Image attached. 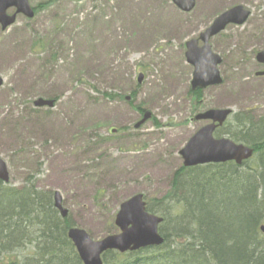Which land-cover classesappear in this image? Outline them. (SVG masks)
Returning a JSON list of instances; mask_svg holds the SVG:
<instances>
[{
    "label": "rangeland",
    "instance_id": "rangeland-1",
    "mask_svg": "<svg viewBox=\"0 0 264 264\" xmlns=\"http://www.w3.org/2000/svg\"><path fill=\"white\" fill-rule=\"evenodd\" d=\"M30 2L41 5L34 18L20 14L8 29L0 28V156L9 169L5 185L43 192L39 205L30 202L35 213L28 203L34 217L54 214L56 191L69 222L94 239L108 235L120 203L136 193L151 200L158 214L179 212L193 197L190 184L214 185L211 173L191 172L182 180L184 171L177 174L183 165L180 150L204 124L195 115L231 108L264 121V76L256 75L264 69L256 60L264 50V0H196L190 12L172 0ZM237 4L250 9V16L212 38L213 50L223 57L224 81L204 88L196 102L185 43ZM39 97L57 101L37 107ZM134 106L154 118L135 128L142 111ZM234 116L216 135L231 132ZM260 158L256 153L240 166L242 176L252 160V168L263 169ZM230 173L234 177L233 168ZM216 193L235 204L232 193ZM22 211H10V226ZM257 212L264 215V204ZM27 227L19 226L15 234L26 235L23 242L1 245L0 264H50L37 251L46 248L40 243L47 237L45 225ZM214 255L211 251L216 264ZM263 259L261 252L255 258L259 264Z\"/></svg>",
    "mask_w": 264,
    "mask_h": 264
},
{
    "label": "trees",
    "instance_id": "trees-1",
    "mask_svg": "<svg viewBox=\"0 0 264 264\" xmlns=\"http://www.w3.org/2000/svg\"><path fill=\"white\" fill-rule=\"evenodd\" d=\"M39 6L41 5H38L37 9ZM191 92L196 102H200L203 90L197 89L191 90ZM135 107L142 111L141 107ZM234 117L236 126L232 128L231 132H228V135L238 142L252 145L258 158L262 156L261 158L264 160V121L249 120L251 117L249 113L245 112H237ZM225 165L227 166L225 170H219L221 166ZM253 165L254 161H251L250 171L245 173V176H242L243 173L239 171L240 167L232 162L208 165V168L198 166L180 174L185 170V167L182 166L177 174L184 176L187 173L196 172L195 175L199 176L203 172L211 173V183L213 182L214 185L208 184L207 187H204L191 181L193 184H190V191L192 188L193 197H187L185 205L179 212L172 210L168 213L161 208L160 214L164 216V221L160 226V231L165 238L162 246L149 247L128 254L109 251L104 254V264H149L151 262H155V264H214L211 251L215 254L216 264H237L238 261H242L241 264H259L260 260L256 261L255 258L260 252L264 253V234L260 230V225L264 223V215H259L257 211L258 207L264 204V167L257 170L256 167L252 168ZM232 168L234 177H231L230 173ZM236 181H239V184ZM188 183L190 182L188 181ZM213 187L216 189L214 192L217 191V193H219V189L226 194L232 193L235 204L230 206L226 197L213 195L214 192H210ZM240 192L245 196L241 197ZM42 195V191L18 190L5 186L0 181V208H2V202L5 203L0 212V255L1 245L4 242L12 240L15 244L16 242L19 244L24 241L26 235L15 236L19 226H28L27 228L30 230V226L45 225L44 232L47 237H45L46 240L40 239V243L46 248H37V251L46 257V261L50 264H60L62 261L82 264L72 242L67 237V228L70 225L68 218L62 219L57 211L43 220L38 216L34 217L33 212L35 213L37 208L34 210L30 202L39 205L42 202ZM28 203L33 212L28 207ZM223 206L226 207L225 211H221ZM13 208L14 210L23 209V215L19 220L13 219L11 222L15 226H10L8 215L12 214L10 211ZM148 210L159 212L152 206L151 200L148 201ZM5 213L6 217H3ZM258 215L259 217H257ZM195 216L201 217L197 219ZM113 219L114 216L110 220L112 227L107 234L116 231ZM16 221L20 222L15 223ZM228 234L236 236L237 242H228L230 238L227 239L226 236H230ZM199 244L203 246L200 249L203 255L198 258H203L204 261L191 263L188 256L190 250L194 247L198 248ZM242 250H247L248 254L243 255ZM31 258L35 257L31 256ZM217 260L220 262L218 263ZM9 262L13 263L12 257L9 258Z\"/></svg>",
    "mask_w": 264,
    "mask_h": 264
},
{
    "label": "water",
    "instance_id": "water-1",
    "mask_svg": "<svg viewBox=\"0 0 264 264\" xmlns=\"http://www.w3.org/2000/svg\"><path fill=\"white\" fill-rule=\"evenodd\" d=\"M182 10L190 11L195 6V0H173ZM15 6L16 13L34 16V9L29 0H0V23L5 29L16 19V13L8 15L6 10ZM251 11L243 5H235L224 11L212 24L200 34V38L187 41V61L194 65L192 88H205L217 85L223 81L218 65L222 57L212 50L210 39L224 30L229 23L241 24L247 20ZM199 39L203 41L199 45ZM257 59L264 63V50L258 52ZM258 74H264L260 72ZM141 80V75H140ZM3 77L0 74V86ZM35 105H54L53 99L38 98ZM230 108H211L196 115L197 120L211 121L198 129L181 149L185 166L205 164L210 162L236 161L241 163L252 156L254 149L248 145L238 144L228 137H215L214 131L222 125L231 113ZM152 113L145 111L135 127H140ZM0 178L8 181L9 172L6 162L0 157ZM55 205L61 210L62 215H67V209L62 205V197L58 191L55 193ZM162 217L147 211L144 195L138 193L122 202L116 214L115 224L120 232L107 235L100 240H94L91 235L79 227L69 228L68 235L73 240L77 251L84 264H103L102 254L108 250L120 252L134 251L147 246H157L163 243L164 238L159 232ZM264 231V225L262 226Z\"/></svg>",
    "mask_w": 264,
    "mask_h": 264
},
{
    "label": "bare ground",
    "instance_id": "bare-ground-1",
    "mask_svg": "<svg viewBox=\"0 0 264 264\" xmlns=\"http://www.w3.org/2000/svg\"><path fill=\"white\" fill-rule=\"evenodd\" d=\"M185 176L186 175H184V177ZM179 178L182 180L183 175H180ZM4 205H5V203L2 202V204H1L2 208H0V212L4 208L3 207ZM228 235H230V236H226L227 239H228V237H230L229 240H228V242H231V243H233V242L236 243L237 242L236 236H233L231 234H228ZM202 248H203V246L201 244H199V247L198 248L197 247L196 248L194 247V249H192V247H190V249H192V250H190V253H189L188 256L190 257V260L192 261L191 263L203 262L204 261L203 258H198V257H201V255H203V252L200 250ZM237 252H240V251L237 250ZM241 253H243V255H245V254L247 255L248 254V251L247 250H245V251L242 250ZM204 256H206V255L204 254ZM239 264H241V263H239Z\"/></svg>",
    "mask_w": 264,
    "mask_h": 264
},
{
    "label": "flooded vegetation",
    "instance_id": "flooded-vegetation-1",
    "mask_svg": "<svg viewBox=\"0 0 264 264\" xmlns=\"http://www.w3.org/2000/svg\"><path fill=\"white\" fill-rule=\"evenodd\" d=\"M7 12H9V13H7L8 15H10V13H12V10L10 9V10H7ZM0 28H1V26H0ZM264 76V75H263ZM189 168H187V170H188Z\"/></svg>",
    "mask_w": 264,
    "mask_h": 264
}]
</instances>
